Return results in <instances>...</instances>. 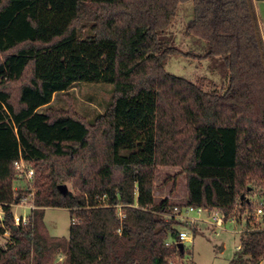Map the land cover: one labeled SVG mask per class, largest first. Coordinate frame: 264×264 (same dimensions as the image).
Instances as JSON below:
<instances>
[{
  "label": "trees",
  "instance_id": "obj_1",
  "mask_svg": "<svg viewBox=\"0 0 264 264\" xmlns=\"http://www.w3.org/2000/svg\"><path fill=\"white\" fill-rule=\"evenodd\" d=\"M187 2L193 13L183 34L203 42L200 52L167 38ZM103 40L113 46V72L99 82L111 85V97L88 119L69 92L90 72L74 44ZM170 57L207 61L219 83L169 73ZM56 96L66 98L63 105H54ZM20 158L35 173V208L14 229ZM165 165L179 168L174 179L184 176L185 204L217 209L224 220L237 201L249 205L252 182L261 184V226L247 221L230 261L261 264L264 48L251 0H0V235L11 234L0 264H47L58 253L64 264L182 259L178 228L186 225L165 220L175 204L153 195L155 169ZM60 184L71 189L62 194ZM45 208L72 213L67 238L43 232Z\"/></svg>",
  "mask_w": 264,
  "mask_h": 264
},
{
  "label": "rangeland",
  "instance_id": "obj_2",
  "mask_svg": "<svg viewBox=\"0 0 264 264\" xmlns=\"http://www.w3.org/2000/svg\"><path fill=\"white\" fill-rule=\"evenodd\" d=\"M256 22L259 27V17L255 0H251ZM193 6L191 2L179 4L177 14L172 21L167 31V38L171 44L176 45L184 51L193 50L200 52L203 50V42L197 41L195 38L186 37L183 34L184 26L192 17ZM259 22V23H258ZM261 24V23H260ZM260 28V27H259ZM261 25V39L264 46V36ZM76 56L79 61L87 60L89 66V74L84 76L82 83L75 84L69 92L73 97L72 105L78 115L91 119L99 113H103L106 104L110 100L111 85L100 83L99 81L111 76L113 72L110 55L113 46L104 41L96 47L85 46L81 43L74 44ZM202 48V49H201ZM66 54L62 55V58ZM166 70L169 73L178 75L192 81H198L199 78H208L219 83L218 77L213 75L208 70L207 61H198L184 57H170L166 64ZM68 92V93H69ZM66 98L64 96H56L53 99L54 105L61 106ZM179 172V168L175 166H161L155 169L153 195L156 201L163 198H169L175 206H183L186 202V189L184 176H173ZM173 178V179H172ZM68 190L71 189L70 184H66ZM12 188L17 193H22L23 198L12 205L13 216H29L31 210L28 207L33 205V194L36 191L35 187V173L33 179L18 178L14 175ZM262 186L259 183L252 182L250 190L246 194L249 205L242 206L240 201L232 209L231 218L235 221L234 224L230 222L224 223L223 229L218 235H214V225L205 223L203 221H195V223L182 222L186 226L182 228H189L192 230L191 242H184V256L179 259L175 256L168 264H230L231 259L237 251L240 237L246 230L247 221L248 227L261 226V214L257 213V209L261 208ZM27 198V199H26ZM204 215V214H203ZM72 213L65 208H45L42 222L43 232L50 237L67 238L69 235V227L71 225ZM189 218H194L190 215ZM3 219V211L0 206V223ZM199 223V224H198ZM45 227V228H44ZM234 230H241L240 232H233ZM168 242L173 243V239L168 238ZM11 243V234L0 235V245L6 247ZM60 253L53 255L47 264H56ZM264 264V259L261 261Z\"/></svg>",
  "mask_w": 264,
  "mask_h": 264
},
{
  "label": "built area",
  "instance_id": "obj_3",
  "mask_svg": "<svg viewBox=\"0 0 264 264\" xmlns=\"http://www.w3.org/2000/svg\"><path fill=\"white\" fill-rule=\"evenodd\" d=\"M14 166V171H15V175L18 178H24V179H33L34 178V170L31 167V165H29L25 160H23L22 158L14 161L13 163ZM30 208V210H33L35 207L34 205H29L28 206ZM122 205H117V216L120 220H122L125 215L121 210ZM257 213L261 214V208L257 209ZM204 214V215H203ZM190 215H194V218H189ZM30 216V215H29ZM29 216H13V225L15 227L17 226H25L28 223V218ZM162 216L164 217L165 220H170V219H174L177 220L179 222H186V220L188 221V223H195V221L198 220H202V217H206V222L209 224H213L214 225V229H222V224L225 221L223 218L222 213L217 210V209H212V210H208V209H204L201 207H194L192 205H183V206H174L173 210L170 213L167 214H162ZM76 219H71V222L74 223L76 222ZM120 230H118L119 232ZM192 230H190L189 228H182L179 230V240L180 243H184V242H191V232ZM9 234L10 231L9 230H5L4 234ZM167 245H170L171 243L166 241ZM65 254L64 253H60V255L58 256V260L56 261V264H64L65 261Z\"/></svg>",
  "mask_w": 264,
  "mask_h": 264
},
{
  "label": "crops",
  "instance_id": "obj_4",
  "mask_svg": "<svg viewBox=\"0 0 264 264\" xmlns=\"http://www.w3.org/2000/svg\"><path fill=\"white\" fill-rule=\"evenodd\" d=\"M255 5H256V7H257V13H258V17H259V20H260V23H259V32L261 31V25H262V27H263V29H262V33H263V36H264V0H255ZM263 48H264V46H263ZM202 220H198V222H200V221H203V222H205V223H207L205 220H206V217H202L201 218ZM228 222H230L231 224H234L235 223V221L232 219V218H230L229 220H225L224 222H223V224H222V229H223V225H224V223L226 224V223H228ZM199 224V223H198ZM222 229H214V231H213V229L211 228V230H212V232L214 233V235H218L219 234V232L222 230ZM241 230H234L233 232H240ZM184 246V245H183ZM239 249V245H238V247H237V250Z\"/></svg>",
  "mask_w": 264,
  "mask_h": 264
},
{
  "label": "water",
  "instance_id": "obj_5",
  "mask_svg": "<svg viewBox=\"0 0 264 264\" xmlns=\"http://www.w3.org/2000/svg\"><path fill=\"white\" fill-rule=\"evenodd\" d=\"M58 190H59L60 193H62V194H66L67 191H68V187H67L66 184H60V185H58ZM15 228H16V227L14 226V229H15ZM178 247H179L180 251H182L184 246H183L182 243H180V244H178Z\"/></svg>",
  "mask_w": 264,
  "mask_h": 264
},
{
  "label": "bare ground",
  "instance_id": "obj_6",
  "mask_svg": "<svg viewBox=\"0 0 264 264\" xmlns=\"http://www.w3.org/2000/svg\"><path fill=\"white\" fill-rule=\"evenodd\" d=\"M27 199V198H26ZM31 219V218H30Z\"/></svg>",
  "mask_w": 264,
  "mask_h": 264
}]
</instances>
